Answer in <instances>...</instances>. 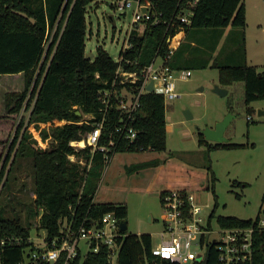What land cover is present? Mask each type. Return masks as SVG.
<instances>
[{
    "label": "trees",
    "instance_id": "obj_1",
    "mask_svg": "<svg viewBox=\"0 0 264 264\" xmlns=\"http://www.w3.org/2000/svg\"><path fill=\"white\" fill-rule=\"evenodd\" d=\"M93 1L0 0V76L21 75L24 82L21 92L4 95L5 112L0 114L1 137L10 133L16 116L23 117L14 128V138L7 152L4 154L3 148H0V237L13 235L21 237L22 241L0 248V264H17L24 258L26 250L33 248L28 238L34 227L45 231L50 239L59 235V220L66 217H75L79 222L97 220L103 214L113 212L120 223L126 222L128 210L125 204L94 201L93 190L104 169L103 154L96 152L92 155L89 147L75 150L70 145L92 129L90 124L79 123L84 115L94 116L89 122L100 119L103 106L101 95L111 87L118 66L101 46L97 47L93 57H86V13ZM183 1L153 0L156 10H163L167 17L176 14L178 4ZM245 26L243 0H199L192 22L185 29L184 41L173 54L171 67L193 69L186 63L189 52L195 47L194 43L187 41L191 29L235 27L244 33ZM177 30L175 25L168 30L167 25H160L144 34L133 30L131 48L125 56L137 59L142 66L151 61L156 53L164 55L167 52L168 37ZM203 65L206 66V63ZM219 76L223 86L243 82L247 103L264 97V65L261 69L246 63L226 66L221 68ZM24 110L27 111L25 118L22 116ZM77 111L81 115H77ZM165 112L163 95L154 92L143 94L134 122L138 130L136 142H123L112 153L166 150ZM108 113L105 134L115 138L113 129L120 113L112 107ZM61 121L65 122L59 124ZM41 123L49 124V127H41ZM30 125H34L42 141H48L46 147L40 146ZM199 130L196 128L197 143L209 150L243 146L229 140L225 143L209 142ZM70 155L83 159L85 165L70 161ZM21 159L30 162L35 196L32 199L18 195L25 191V184L18 185L17 172L21 169ZM205 168L210 170L209 165ZM214 180L211 175L207 185L213 193ZM165 194L162 192L160 196L163 198ZM214 201V208L208 216V229L214 218L221 229L253 228L250 258L231 264H264V226H258L263 218L261 211L254 219L216 216L215 194ZM187 208L186 205V217ZM120 233L117 239L120 243L118 264H171L152 254L154 245L149 233L133 234L121 230ZM221 252L210 240L205 258L193 264H225L220 260ZM107 254V246L101 245L98 252L80 253L73 264H108Z\"/></svg>",
    "mask_w": 264,
    "mask_h": 264
},
{
    "label": "rangeland",
    "instance_id": "obj_2",
    "mask_svg": "<svg viewBox=\"0 0 264 264\" xmlns=\"http://www.w3.org/2000/svg\"><path fill=\"white\" fill-rule=\"evenodd\" d=\"M115 2L94 0L87 7L85 52L92 57L101 46L114 60L118 58L132 15L129 10L122 13L115 8ZM243 4L246 13L244 33L235 27L189 31L187 41L195 47L189 52L186 63L193 68L192 75L186 80H177L178 97L165 101L166 150L115 153L93 190L95 202L125 204L128 210L126 232L149 233L155 246L161 242L160 232L163 231V198L159 194L162 188H168L163 191L168 192L187 187L186 191L193 193L196 202L203 206L200 217L205 227L214 208V194L217 197L216 216L254 219L261 211L260 216L264 217V97L247 103L243 82L223 86L219 76L221 68L226 66L246 63L261 69L264 65V0H243ZM50 40L51 37L47 39L46 50ZM215 85L228 87V93L218 95L213 91ZM23 87L21 75L0 76V114L5 112L4 95L21 92ZM185 109L193 115L191 120L184 116ZM230 112L233 116L225 137L243 146L212 150L205 145L199 146L196 126L199 129L214 127ZM22 114L25 118L27 111ZM20 117L14 118L6 137L0 136L4 154L13 141L14 128ZM42 124L41 127L49 126ZM30 130L42 141L34 125H30ZM21 160L18 185L25 184V191L18 195L32 199L30 162ZM208 165L210 170L205 168ZM211 175L215 178L214 193L207 189ZM210 227L205 246L193 248L198 260L206 255L207 241L220 229L215 218ZM35 230H31L34 238Z\"/></svg>",
    "mask_w": 264,
    "mask_h": 264
},
{
    "label": "built area",
    "instance_id": "obj_3",
    "mask_svg": "<svg viewBox=\"0 0 264 264\" xmlns=\"http://www.w3.org/2000/svg\"><path fill=\"white\" fill-rule=\"evenodd\" d=\"M198 1L184 0L178 4V12L167 17L163 10H156V4L153 0H116L115 8L122 13L127 10L131 11L132 19L125 32L118 58L115 60L118 66L115 70L114 79L111 87L104 90L101 95L103 106L100 109V119L89 122L94 116L84 115L83 120L79 123L90 124L92 129L81 140L70 142L75 150L89 147L92 155L96 152L102 153L104 170L115 154L112 151L117 146L123 142L128 144L136 142L138 130L134 122L141 107L143 94L154 92L163 95L164 101L173 100L178 97L177 80H186L192 75V70L175 69L171 67L170 62L174 52L185 37L186 27L192 22ZM160 25H167V30L171 25L178 28L174 35L168 37L167 52L164 55L156 53L151 61L142 66L139 65L137 59H130L125 56L131 48L130 37L133 30L139 34H144L149 29ZM126 65L133 68L129 69ZM96 76L98 77V74ZM150 83H152V91L147 88ZM111 107L120 113L119 120L113 129L116 134L115 138L105 134V123ZM42 125L47 124L43 123ZM48 127L46 126V128ZM36 139L38 140L37 137ZM38 143L42 147L48 145V141L38 140ZM69 159L72 162L78 161L85 165L83 159L78 160L75 155H70ZM90 165L91 159L87 167L89 168ZM33 197L35 196L33 195ZM161 203L163 231L160 232L161 242L153 246L152 254L168 260L171 264H193L196 261H202L206 255L198 260L193 248L198 245L201 248L205 246L206 233L209 232V229L201 224L200 213L203 206L196 202V196L186 190H170L163 196ZM186 205L188 207L187 217L184 215ZM59 226V235L50 239H48L45 231L35 230V238L32 234L28 238V242L33 244V248L27 249L24 258L17 264H73L80 253L86 255L89 252H98L101 245L108 248V264H118L120 243L117 242V239L121 236L120 220L113 212H107L97 220L87 219L78 222L75 217L62 218L59 220ZM258 226H264V217ZM252 233V227L220 228L217 235L211 239L215 242L216 247L222 251L220 260L225 264H231L249 259ZM202 237H204L203 242H201ZM21 241V237L13 235L0 237V248L4 249L5 246L11 244L17 245Z\"/></svg>",
    "mask_w": 264,
    "mask_h": 264
},
{
    "label": "water",
    "instance_id": "obj_4",
    "mask_svg": "<svg viewBox=\"0 0 264 264\" xmlns=\"http://www.w3.org/2000/svg\"><path fill=\"white\" fill-rule=\"evenodd\" d=\"M86 57H92V54L87 53ZM147 88H148V90L152 91V89H153L152 83H150L147 86ZM213 91L220 96H224L228 93V89H226L224 87H220L219 85H215ZM76 114L81 115V112L77 111ZM183 114L188 120H191L193 118V115L191 114V112L188 109H185L183 111ZM232 116L233 115L230 112L227 115H225L222 120L217 121L216 124L214 125V127H211V128L205 127L203 129H200L199 131L204 135V138L209 142L225 143L228 140L225 137V131H226L228 125L230 124L231 120H232ZM196 128H197V126H196ZM120 230L121 231L127 230V222H121L120 223Z\"/></svg>",
    "mask_w": 264,
    "mask_h": 264
},
{
    "label": "crops",
    "instance_id": "obj_5",
    "mask_svg": "<svg viewBox=\"0 0 264 264\" xmlns=\"http://www.w3.org/2000/svg\"><path fill=\"white\" fill-rule=\"evenodd\" d=\"M225 88V87H224ZM226 89H228V87H226ZM168 184V183H167ZM178 189H182V190H187V187L185 186H181V187H178ZM165 190H169L168 188H162L159 192V194H161L163 191Z\"/></svg>",
    "mask_w": 264,
    "mask_h": 264
}]
</instances>
